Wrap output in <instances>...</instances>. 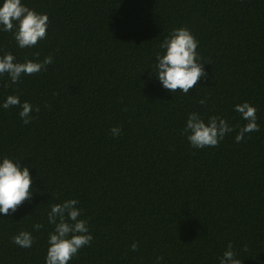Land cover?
Returning a JSON list of instances; mask_svg holds the SVG:
<instances>
[{
    "label": "trees",
    "instance_id": "1",
    "mask_svg": "<svg viewBox=\"0 0 264 264\" xmlns=\"http://www.w3.org/2000/svg\"><path fill=\"white\" fill-rule=\"evenodd\" d=\"M23 2L48 14L46 37L20 48L0 32V56L53 63L16 84L0 76V103L14 95L39 108L28 125L19 106L0 109V157L33 178L30 200L0 215V264H44L47 212L69 198L93 236L69 264H219L229 243L241 264H264V0ZM179 27L199 42L207 73L187 95L151 70ZM245 101L260 130L236 142L247 122L234 105ZM190 112L234 131L195 149L182 132ZM21 231L31 248L13 243Z\"/></svg>",
    "mask_w": 264,
    "mask_h": 264
},
{
    "label": "clouds",
    "instance_id": "2",
    "mask_svg": "<svg viewBox=\"0 0 264 264\" xmlns=\"http://www.w3.org/2000/svg\"><path fill=\"white\" fill-rule=\"evenodd\" d=\"M49 27L47 13H38L27 7L23 0H0V32H12L17 46L31 48L38 41L44 39ZM199 42L189 29L184 27L174 28L159 43L160 52L156 53L155 68L151 69L162 88L175 92L177 89L185 95L202 78H205L203 60L198 53ZM53 63L51 55L42 61L25 60L17 62L11 53L0 56V76L7 74L12 84L20 81L22 75H32L46 70ZM201 105L207 103L206 98L198 101ZM19 106L18 113L23 124L32 121L31 113L39 111L28 101H21L18 96L9 95L2 103L0 109ZM241 119L247 123L239 128L235 141L240 142L250 132L259 131L257 124L256 108L247 101L234 105ZM234 128L221 116L212 115L207 121L198 112L187 115L183 134L190 146L195 149L216 147L224 137L233 132ZM110 132L113 137L121 134L119 127H112ZM33 178L28 166H22L21 160L9 157H0V215H10L17 207L32 196L31 185ZM79 199L69 198L60 203L50 205L47 212V224L51 231L47 236V250L44 264H69L80 249L89 245L93 236L88 223L80 219L82 212L78 207ZM44 228L41 223L33 224L32 231L38 232ZM13 243L22 248H31L34 243L32 232L21 231L13 237ZM135 252L138 245L131 244ZM161 257H156L154 264H161ZM219 264H241L228 244Z\"/></svg>",
    "mask_w": 264,
    "mask_h": 264
}]
</instances>
